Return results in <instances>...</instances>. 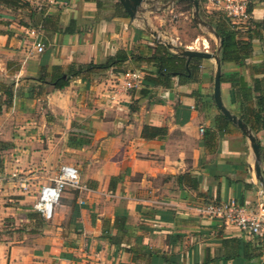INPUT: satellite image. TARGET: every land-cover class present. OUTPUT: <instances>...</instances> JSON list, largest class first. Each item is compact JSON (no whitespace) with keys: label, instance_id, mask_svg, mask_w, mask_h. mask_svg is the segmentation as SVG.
Wrapping results in <instances>:
<instances>
[{"label":"crops","instance_id":"0c3cea01","mask_svg":"<svg viewBox=\"0 0 264 264\" xmlns=\"http://www.w3.org/2000/svg\"><path fill=\"white\" fill-rule=\"evenodd\" d=\"M153 2L168 9L191 4L145 0L130 19L118 0H60L42 9L52 21L36 29L0 6V82L13 84L15 95L0 115V141L12 145L0 156V231L28 211L23 189H40L60 165L77 167L87 187L67 190L39 233L1 235L0 264H264V238L197 212L207 203L235 199L255 207L264 199V129L253 133L244 123L259 145L261 183L248 138L219 117L213 59L196 58L187 82L173 77L167 87L141 84L129 92L111 71L100 82L96 74L72 79L63 90L34 80L54 66L103 64L119 50L148 57L155 48L147 35L156 36L147 16ZM249 3L250 18L262 22L264 1ZM71 21L73 34L57 33ZM35 39L44 45L40 54ZM217 42L212 54L219 58ZM263 64L264 27L242 66L221 64L222 103L238 119L230 79L264 81V72L254 71ZM129 67L154 77L152 63ZM144 126L166 133L143 139ZM217 130L221 137L211 139ZM12 174L25 178L23 186Z\"/></svg>","mask_w":264,"mask_h":264},{"label":"trees","instance_id":"16d2710c","mask_svg":"<svg viewBox=\"0 0 264 264\" xmlns=\"http://www.w3.org/2000/svg\"><path fill=\"white\" fill-rule=\"evenodd\" d=\"M167 1V0H163ZM185 1V0H180ZM264 1V0H263ZM198 7L202 0H197ZM0 6H4L12 11H26L27 19L30 24L25 26L37 28L47 22H51L52 18L43 17V8L38 9L36 6L26 0H0ZM121 9V5L118 4ZM252 6L248 5V12L251 13ZM124 17H128L124 11ZM198 17L202 19L209 27L213 29L214 35L220 40L219 61L221 64L226 62L240 63L242 66L246 59L252 54V40L260 38V29L264 27L262 22H255L251 18L244 25L232 24L231 21L223 14L213 12L212 16H204L198 10ZM74 22H69L66 26H59L57 33L61 35H71L75 32ZM245 32H242L245 29ZM246 37V38H245ZM196 58L187 62L185 57L171 52L165 45L155 44L152 54L148 57L134 55L132 52L119 50L114 56H110L103 64L89 63L86 65H78L68 67L63 70L60 67H52L48 73L43 69L37 78H34L41 85L51 87L52 90H63L72 79H88L93 74L111 71L118 78L125 71H134L125 68L129 62L144 61L152 63L155 69L154 77L145 76L142 79V85L147 86H169L171 79L176 77L181 82H187L192 78V62ZM264 64L262 68L254 70L256 73L264 72ZM141 71V70H137ZM142 72V71H141ZM221 75V82H223ZM236 99L239 102L240 114L239 119L245 123L253 133L259 129H264V81L262 79H253L251 84L244 81L243 77L233 76L230 79ZM15 98L13 84L0 82V115L3 109L12 104ZM219 117L226 123L231 122L219 111ZM211 134V139L215 140L221 137V130ZM166 133L164 128H154L144 126L141 131L143 139H154ZM257 141V140H256ZM12 148L10 143L0 141V154L9 151ZM1 164V162H0ZM182 177V176H181ZM189 177V176H183ZM117 179V178H116ZM114 181V178L111 180ZM119 230V227H118Z\"/></svg>","mask_w":264,"mask_h":264},{"label":"built area","instance_id":"2783aa9c","mask_svg":"<svg viewBox=\"0 0 264 264\" xmlns=\"http://www.w3.org/2000/svg\"><path fill=\"white\" fill-rule=\"evenodd\" d=\"M26 1L38 9H42L56 5L60 0ZM202 3L208 12L221 13L232 24L244 25L250 19V13L248 12L249 0H202ZM33 45L36 53L40 54L43 52L44 45L40 41L35 39ZM119 78L124 91H128L141 86L143 75L142 72L137 70L125 71ZM200 133H203L202 128L200 129ZM11 179L22 183V186L26 181L25 178H22L18 174H12ZM3 181L4 178L0 176V184ZM67 190L86 192L87 187L82 182L77 167L62 164L58 167L53 177L40 186L37 200L33 205L34 211L45 222L52 221L55 209ZM197 212L205 218L222 220L228 226L235 227L241 232L255 238H264V199L255 207L241 205L235 199H228L220 203H207L197 208Z\"/></svg>","mask_w":264,"mask_h":264},{"label":"rangeland","instance_id":"374dc122","mask_svg":"<svg viewBox=\"0 0 264 264\" xmlns=\"http://www.w3.org/2000/svg\"><path fill=\"white\" fill-rule=\"evenodd\" d=\"M199 8L203 17L206 15L212 16L213 12H208L202 2L200 3ZM181 11H183L184 14H181ZM11 12L15 17L19 14L22 16V20L27 19L26 11L16 12L11 10ZM147 16L149 20H151L150 30L156 33L155 38H152L147 34L154 44H169L171 46V49L169 50L176 54H179V52L183 50L215 53L218 42L213 34V29L198 17V13L197 15L195 14L192 4L177 5L174 8L171 7L168 9L167 7L160 8L155 5V2H153L152 12ZM154 16L156 18H153ZM128 69L136 70L134 67H129ZM106 75V72L98 73L94 80L100 82L106 77ZM90 78L91 76H89L88 81H90ZM49 90L51 89L49 88ZM129 91L130 90L126 92ZM40 104L45 106V102H41ZM1 155L2 154H0V156ZM23 192L25 193V197H29L28 202L30 203V207H28V211L21 214L17 213L16 217L18 219L22 217V221L18 222V224L15 223V219L5 220L1 227L0 236L11 235L18 232L39 233L47 224V222H45L39 215L37 216V213L34 211L33 207H31L37 200L39 189H23Z\"/></svg>","mask_w":264,"mask_h":264},{"label":"water","instance_id":"95a60500","mask_svg":"<svg viewBox=\"0 0 264 264\" xmlns=\"http://www.w3.org/2000/svg\"><path fill=\"white\" fill-rule=\"evenodd\" d=\"M118 1L130 19H134L137 9L145 2V0H118ZM187 1H189L192 4L195 14L197 15L198 10H199L197 0H187ZM165 46L168 49H171V46L169 44H165ZM179 55L182 57H185L187 59V62H189L193 58L213 59L215 61L216 70H215L214 84H213L214 104L216 108L222 113V115L225 116L234 125H236L237 128L248 138L250 145H251V149L255 157V160L257 162L255 166L256 178L262 183L263 179L261 178V172H260V167H259V163H260L259 145L255 137L252 135V133L247 128V126L236 116L232 115L222 103L221 89H220L221 63L219 61L218 56H216L215 54L209 53L207 51H196V50H183L179 52ZM263 196H264V191H263Z\"/></svg>","mask_w":264,"mask_h":264}]
</instances>
